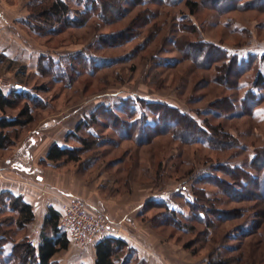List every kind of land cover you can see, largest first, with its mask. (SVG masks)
<instances>
[{"label":"rangeland","instance_id":"rangeland-1","mask_svg":"<svg viewBox=\"0 0 264 264\" xmlns=\"http://www.w3.org/2000/svg\"><path fill=\"white\" fill-rule=\"evenodd\" d=\"M0 1L8 5L4 8L11 23L7 32L15 34L8 33L4 39L10 46L19 43L25 47L13 49L16 61L0 53V77L11 87L21 82L41 101V107L30 102L35 121L20 129L15 145L0 150V158L11 153L34 130L42 132L43 145H52L57 139L65 142L69 130H74L100 106L121 98L138 96L168 102L187 113L193 124L201 126V141L185 142L178 138L174 134L176 124H170L173 131L159 134L147 143L121 139L119 133L125 131L123 119L114 115L108 121L110 125L95 126V137L80 131L97 144L88 151L81 149L80 161L64 160L59 166L77 171L100 188L96 195L103 199L113 221V232L108 235L124 238L133 247L121 252L119 264H208L215 252L237 259L233 264H264V199L257 195L264 188V178L259 189H254L250 180L251 186L241 197L237 196L239 185L247 182L241 175L252 179L257 174L250 165L251 158L264 147V102L255 116L238 114L242 110L240 101L255 80L257 69L241 78L246 87L239 90L232 87L229 65L220 61L212 64L209 60V66L201 68L196 65L193 52L183 57L173 45V40H177L179 48H185L200 39L223 46L238 58L259 57L264 54V10L223 12L205 7L214 6L213 0H192L201 5L192 13L186 0L177 5L161 0H133L122 4L127 13L120 19L113 18V22H104L95 14L84 26H62L56 33L38 35L22 22L31 14L32 0ZM66 1L71 7L70 16L78 18L92 0ZM107 8L102 6L105 14ZM192 26L195 33H191ZM129 36L135 38L129 40ZM82 50L113 59L114 63L91 73L79 60L69 61ZM41 55L53 58L60 67L52 71L49 65H40ZM173 58L177 60L174 66H159L164 59L166 62ZM22 65L27 68L19 75L17 71ZM63 67L67 71L62 77ZM259 67L264 71L263 63ZM25 104L26 101L20 102L0 115L16 117ZM153 107L169 114L171 120L178 121L176 117L181 115L177 109L159 103ZM192 131L187 129L184 135L191 137ZM68 145L83 146L77 139H71ZM152 199L167 202L169 208L182 213V219L171 218V224L165 223V209L151 206ZM6 201L5 196L0 197V264H7L4 260L13 245L27 238L38 242L32 224L35 220L26 226L19 225L18 214L7 207ZM243 228L254 233L242 236ZM226 246L233 248L227 250ZM56 261L94 264L88 249L74 246L58 254Z\"/></svg>","mask_w":264,"mask_h":264},{"label":"trees","instance_id":"trees-1","mask_svg":"<svg viewBox=\"0 0 264 264\" xmlns=\"http://www.w3.org/2000/svg\"><path fill=\"white\" fill-rule=\"evenodd\" d=\"M161 1L167 5H177L181 0H174L170 3H168L169 1L165 2V0ZM129 2H133V0H92L91 5L84 9L80 17L73 18L70 16V4L66 0H32L29 2L31 14L22 22L34 34H53L58 32L62 26H84L88 18L95 14L104 22H113V18L120 19L126 15L127 7L124 6L123 8L122 4L126 5ZM213 2L215 3L214 6L211 4H205V7H212L214 9L218 8L223 12L226 10L249 8L264 10V4L259 5V3L264 2V0H213ZM185 3L186 6L190 8L192 13H194L196 9L201 6L200 3L192 0H186ZM137 4L141 3L137 2ZM103 5L108 6L106 9L107 14H105V11L102 9ZM147 17L149 19H153L152 14H148ZM180 27L183 26H179V28ZM133 29L137 30V28ZM195 29L196 28H193L192 26L193 31H191V33H195ZM182 31H185V29H182ZM106 37L113 38L114 36ZM131 37L134 36H129L127 39L130 40ZM173 45L177 47V49H180L183 57L187 54H190L189 52H193L194 54L192 53V55L195 58L197 63L196 65L201 68L209 66L207 65V61L209 60V63L212 64L220 61L223 62V65H229L230 71L233 72L232 87L239 88V90L246 87L241 78L253 68L257 69L255 80L253 83H251V87L248 88L244 97L240 101L242 110H240L238 114L255 116L256 111L260 110L259 107L262 102H264V71L259 66L262 63L264 64V54L259 57L252 56L249 60H245L244 58H238L237 56L230 55L229 50L223 46H218L200 39L186 44L187 47L185 48H179L177 40H173ZM214 54L215 57L212 58ZM210 56L212 59H210ZM69 57L70 56H63L64 59ZM39 58V64L42 66H45L46 64L49 65L48 69L52 71L57 69L56 67H60L55 61H53V58L51 57L47 58L46 55H41ZM71 60H79L78 62L85 64L91 73H93L96 69L98 70L114 63L113 59L101 58L97 54H94V52L84 50L79 52L77 57L75 56L69 59V61ZM12 61H16V59H12ZM176 61L177 60H175V58L167 59L166 62L164 59V61H161L159 66L163 68L169 66V64L174 66ZM67 67H63L65 70H62V77L66 75ZM26 68V65H22L19 67L17 74H24ZM255 89H257L258 92H261L260 95L259 93L257 94ZM23 101H26V104L21 109L18 116H0V150L15 145L20 134V129L26 128L35 121V114L32 107L30 106V102H33L38 107H41V103H39L41 102L40 97L25 89L21 82L16 83L14 87L10 86L6 88H0V111L2 113H4L9 108H15L20 102ZM154 103H159L161 105L177 109L181 114L176 117V120L178 121L171 120V118H169V114L161 113L160 110L153 107ZM186 114L187 113L181 111L177 107L170 105L168 102L150 101L146 98L138 96L121 98L113 103L100 106L89 116V118H85L74 130L68 133L65 143H53L48 150L46 161H80L78 153L81 151V149L88 151L94 148L95 144H97L96 142H91L89 138L82 136L80 131L85 130L89 137H95V134L97 133L95 126L101 124L103 126L108 125V121H112L111 119L114 115L118 119H123L121 124L124 126L123 128L125 131L119 133L121 139L132 138L135 139L138 144L147 143L153 140V138L159 134L173 131L170 128V124H176L177 127L175 128V131L177 132H174V134L177 135L178 138L185 142L191 140H195L197 142L201 141L202 136L199 134L202 132L201 126H198V123L193 124L192 119H190ZM152 115L154 120H152ZM122 117H125L126 119ZM129 119H132V121H129ZM115 129L117 130L119 127L117 126ZM180 129L181 131L179 132ZM187 129L193 130L190 132L191 137H186L184 135ZM71 139L79 140V142L83 144L82 148H75L68 145V141ZM260 150V153L252 156L250 162V165L255 171H257V174L251 176V173L247 171L246 173L250 174L252 179H249V177L245 178L244 175H241V179H245L247 182L239 185V188L237 189L239 193L238 195L236 194L238 197H241L243 195L242 192L251 186L250 180L254 189H259L261 187L260 182L261 179L264 178V147H262ZM238 173L239 172H237V175ZM249 192L251 193V191ZM259 192L260 194L257 195L264 199V188H261ZM1 196L6 197L7 203H5L7 204V207H10L11 211L18 214L17 223L19 225L26 226L28 223H31L35 220L33 206L27 203L22 196H16L9 192L0 193V197ZM231 198L236 197L231 195ZM150 204L153 207L165 209L167 214V216L163 218L165 223L171 224V218H173L174 221H177V219L181 217L180 214L182 213H180L176 208H169L167 202L152 199L150 200ZM0 209L2 208L0 207ZM61 215L62 206L61 208L50 206L38 236V242L36 243V241H32L30 238H27L22 242L13 245L11 254L4 260V262L7 264L14 261H17L20 264H58V261H56V256L62 251L69 250L70 246H74L68 232L60 227ZM222 215L223 214H220V217ZM251 223V228H253L255 225V220ZM251 233H254L251 231V229L243 228L241 235L245 236L246 234L248 235ZM128 247L130 250H133V247H130L128 241L124 238L114 235L102 236L96 244V260L94 264L122 263L120 262L121 252ZM225 248L229 250L233 247L226 246ZM0 251H3L2 247H0ZM236 261L237 259L235 260V258H225L222 256V254L215 252L214 254L212 253L211 258L208 260V264H233L236 263Z\"/></svg>","mask_w":264,"mask_h":264},{"label":"crops","instance_id":"crops-1","mask_svg":"<svg viewBox=\"0 0 264 264\" xmlns=\"http://www.w3.org/2000/svg\"><path fill=\"white\" fill-rule=\"evenodd\" d=\"M7 6L5 2L0 1V53L9 58L17 59L13 49L20 46L22 49L24 46L19 43L10 46V42L7 44L3 37L8 36V33L9 36H15V34L7 32V28L11 24L9 16L4 14V8ZM12 41L17 40L12 39ZM23 60H26V57ZM42 135L40 130L31 131L26 140L14 147L11 153L0 158V193L9 192L16 196H22L27 203L33 206L35 221L32 224L37 239L48 208L50 206L61 208L63 203L71 197H80L86 200L91 212H104L110 215L103 199L96 195V192L100 190L98 186H93L91 182L82 178L77 171L65 168V165L59 166L60 162L46 161L51 144L43 145V140L40 141ZM55 142L65 143L58 139L53 143ZM3 164L6 167L2 166ZM140 206L143 207V205ZM99 240L100 238L95 239L88 248L94 263L96 244ZM74 247L76 246L74 245Z\"/></svg>","mask_w":264,"mask_h":264},{"label":"built area","instance_id":"built-area-1","mask_svg":"<svg viewBox=\"0 0 264 264\" xmlns=\"http://www.w3.org/2000/svg\"><path fill=\"white\" fill-rule=\"evenodd\" d=\"M9 85L0 77V88ZM60 227L68 232L77 248L87 250L95 239L113 232V221L104 212L89 211L83 198L71 197L62 205Z\"/></svg>","mask_w":264,"mask_h":264}]
</instances>
